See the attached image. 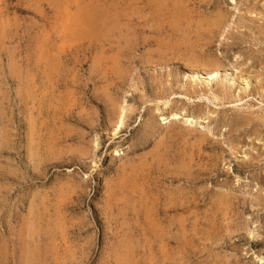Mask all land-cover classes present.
Here are the masks:
<instances>
[{
	"label": "rangeland",
	"instance_id": "1",
	"mask_svg": "<svg viewBox=\"0 0 264 264\" xmlns=\"http://www.w3.org/2000/svg\"><path fill=\"white\" fill-rule=\"evenodd\" d=\"M31 250L264 264V0H0V264Z\"/></svg>",
	"mask_w": 264,
	"mask_h": 264
},
{
	"label": "bare ground",
	"instance_id": "2",
	"mask_svg": "<svg viewBox=\"0 0 264 264\" xmlns=\"http://www.w3.org/2000/svg\"><path fill=\"white\" fill-rule=\"evenodd\" d=\"M150 1H156V0H150ZM166 2V1H165ZM169 2V1H168ZM152 5H154V4H152ZM148 6V5H147ZM155 12V11H154ZM96 14H87L86 16H85V20L84 21H89L90 23H92V25L96 22V19H97V16H95ZM44 40V39H43ZM42 43V42H41ZM59 54V53H58ZM43 55V54H42ZM43 63V62H42ZM59 64V63H58ZM207 65V64H206ZM47 66V65H46ZM200 66H201V64H200ZM215 67H217V66H215ZM206 69V68H205ZM52 74V73H51ZM216 74V72H215V68H213V67H210L209 68V73H208V75L209 76H214ZM122 107V106H121ZM116 113V112H115ZM124 116H125V108H124V110L123 109H121L119 112H117V114L116 115H114V119H113V126H114V128H113V130L114 131H116L117 129L119 130V128L121 127V125H122V123H123V120H124ZM171 117H172V119L173 118H176L177 117V114H172L171 115ZM182 119H183V122H189V123H192V122H194L195 121V119H194V117H192V116H190V115H185L184 114V116H182L181 117ZM32 135V134H31ZM33 140V139H32ZM29 142V141H28ZM39 143V142H38ZM35 151H37V150H35ZM38 157V156H37ZM186 165V164H185ZM142 171V170H141ZM129 185H132V184H129ZM126 189V188H125ZM132 193V192H131ZM165 199V198H164ZM138 202V201H137ZM33 209H34V207H33ZM35 214V213H34ZM38 214V213H37ZM159 214V213H158ZM35 218V217H34ZM171 218V217H170ZM34 220V219H33ZM176 220V219H175ZM35 222V221H34ZM36 223H38L37 221H36ZM31 224V223H30ZM33 226V225H32ZM36 226V225H35ZM51 228V227H50ZM31 230V229H30ZM34 230H35V228H34ZM32 231V230H31ZM33 232V231H32ZM63 234V233H62ZM29 235H30V233H29ZM36 235V234H35ZM28 242V241H27ZM26 242V243H27ZM25 246V245H24ZM34 247H36V245L34 246ZM39 248V247H38ZM40 251V250H39ZM41 252V251H40ZM39 253V252H38ZM35 255H36V252L34 251V250H31L30 252H29V257H28V262H27V264H35L36 262H35ZM26 262V261H25ZM39 263V262H38Z\"/></svg>",
	"mask_w": 264,
	"mask_h": 264
}]
</instances>
